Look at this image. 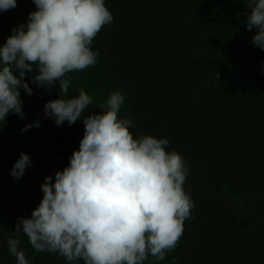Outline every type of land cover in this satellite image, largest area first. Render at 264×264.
<instances>
[{"label": "trees", "instance_id": "obj_1", "mask_svg": "<svg viewBox=\"0 0 264 264\" xmlns=\"http://www.w3.org/2000/svg\"><path fill=\"white\" fill-rule=\"evenodd\" d=\"M113 22L92 42L95 66L66 74L68 97L83 89L102 112L109 95L125 96L119 117L137 135L166 138L189 172L183 188L194 203L183 234L163 261L144 264H264V51L236 18L247 0H105ZM36 10L32 0L0 12V44ZM243 18V17H241ZM28 81V76L25 77ZM21 89L26 119L0 121V264H16L7 238L19 237L29 264H84L36 252L17 217H29L42 198L40 184L68 164L84 126H57L43 117L58 85L45 90L30 81ZM57 89V90H56ZM39 118L41 126L21 133ZM4 123V124H3ZM255 144V145H252ZM32 159L19 180L9 175L19 153Z\"/></svg>", "mask_w": 264, "mask_h": 264}, {"label": "clouds", "instance_id": "obj_2", "mask_svg": "<svg viewBox=\"0 0 264 264\" xmlns=\"http://www.w3.org/2000/svg\"><path fill=\"white\" fill-rule=\"evenodd\" d=\"M32 2L36 10L0 44V121L9 114L26 119L21 89L33 95L30 81L45 90L58 85L57 98L43 105L44 118L57 126L81 120L84 132L67 166L44 177L42 198L29 217H17L15 232L26 235L36 252L69 262L144 264L149 255L163 261L194 207L183 188L189 172L183 156L167 150L166 138L133 137L132 121L119 117L125 101L120 91L109 95L104 111L91 114L86 110L94 100L83 89L65 98L71 83L66 74L97 63L91 45L113 22L112 13L105 0ZM16 6L17 0H0V12ZM246 9L236 18L247 31L256 30L250 42L264 51V0H247ZM40 126L36 118L19 131ZM31 164L30 155L20 152L9 175L19 180ZM19 244L18 236L7 238L16 264H29Z\"/></svg>", "mask_w": 264, "mask_h": 264}, {"label": "water", "instance_id": "obj_3", "mask_svg": "<svg viewBox=\"0 0 264 264\" xmlns=\"http://www.w3.org/2000/svg\"><path fill=\"white\" fill-rule=\"evenodd\" d=\"M252 145H255V144H252ZM262 146H264V143L262 144Z\"/></svg>", "mask_w": 264, "mask_h": 264}]
</instances>
